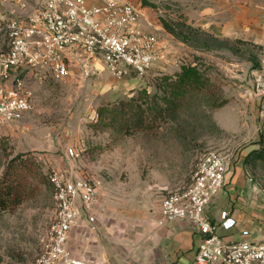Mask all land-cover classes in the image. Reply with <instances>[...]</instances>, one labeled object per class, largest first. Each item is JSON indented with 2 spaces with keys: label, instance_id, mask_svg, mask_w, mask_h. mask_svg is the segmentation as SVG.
I'll return each mask as SVG.
<instances>
[{
  "label": "rangeland",
  "instance_id": "obj_1",
  "mask_svg": "<svg viewBox=\"0 0 264 264\" xmlns=\"http://www.w3.org/2000/svg\"><path fill=\"white\" fill-rule=\"evenodd\" d=\"M129 1L153 25H162L152 30L167 45L168 63L145 77L117 79L102 70L32 84V109L0 126V180L17 157L28 192L22 203L0 211V264L33 262L41 255L40 239L55 213L52 168L89 176L96 185L98 200L90 213L95 221L86 215L73 228L70 244L99 263L96 249L109 257L141 245L148 218L160 217L163 197L190 183L208 150L230 156L218 199L231 189L233 205L255 200L257 223L263 225L264 0ZM164 20L179 33L168 31ZM191 64L208 84L179 97L174 109L161 113L157 129L126 133L120 121L113 122L122 101L134 96L145 102L146 89L150 96L164 94L167 83ZM159 105L168 106L162 99ZM69 147L79 156H70ZM220 209L216 203L209 214L218 217Z\"/></svg>",
  "mask_w": 264,
  "mask_h": 264
},
{
  "label": "built area",
  "instance_id": "obj_2",
  "mask_svg": "<svg viewBox=\"0 0 264 264\" xmlns=\"http://www.w3.org/2000/svg\"><path fill=\"white\" fill-rule=\"evenodd\" d=\"M146 14L128 0H39L25 16L0 13V126L33 107V83L48 78L63 80L102 70L117 79L145 77L159 64L168 63L167 45ZM70 156L79 152L69 147ZM230 156L219 150L200 155L190 183L168 191L160 213L164 222L187 220L201 233L192 264H264V232L248 228L242 237L229 239L219 229L237 225L231 212H221V221L207 209L226 185ZM55 213L40 239L41 255L18 264H100L76 254L70 238L74 227L89 215L98 200L92 178L70 169L52 168Z\"/></svg>",
  "mask_w": 264,
  "mask_h": 264
},
{
  "label": "crops",
  "instance_id": "obj_3",
  "mask_svg": "<svg viewBox=\"0 0 264 264\" xmlns=\"http://www.w3.org/2000/svg\"><path fill=\"white\" fill-rule=\"evenodd\" d=\"M38 2L39 0H35L34 3L30 0H0V13L6 16H25L33 11ZM87 2L88 4H100L103 0H87ZM146 17L151 18L147 14ZM154 26L156 30L158 27L163 29L162 25L155 22ZM224 192L227 194L226 198L218 199L217 196L207 209V215L212 220L220 222L221 212L229 210L233 212L231 215L236 218L237 225L230 230L220 228L219 231L229 239L241 238V230L244 228L260 236L264 232V222L263 225L257 223L260 211L255 208V200L249 202L238 200L233 205L228 200V194H232L233 190ZM216 203L221 206L218 217L209 214ZM201 238V233L190 221L178 219L164 222L160 214L158 218H148L145 236L141 238L143 241L138 248L126 249L123 254L111 251L108 253L109 257L101 253L99 249L95 252L100 257L99 260L102 262L100 264H192Z\"/></svg>",
  "mask_w": 264,
  "mask_h": 264
},
{
  "label": "trees",
  "instance_id": "obj_4",
  "mask_svg": "<svg viewBox=\"0 0 264 264\" xmlns=\"http://www.w3.org/2000/svg\"><path fill=\"white\" fill-rule=\"evenodd\" d=\"M146 4L150 3L144 0ZM152 4V3H150ZM154 5V4H153ZM164 26L168 31L178 34L175 26L169 22L163 21ZM169 77L163 78L166 82ZM208 84V79L197 66L189 65L183 67L182 72L178 77L165 86L164 94H153L150 96L148 89L141 92L145 94V102L137 101L136 97L129 98L128 101H122L118 111L112 116L122 125L126 133H134L136 131H152L160 125L161 113L175 108L174 104L179 97L185 95L191 88L202 90ZM151 98V99H150ZM164 100L167 103V108L159 105V100ZM146 105V106H143ZM149 114H145V113ZM103 111L101 110V114ZM151 113V114H150ZM259 153V152H258ZM23 161V160H22ZM23 165L19 158L14 157L10 160L6 167L5 173L0 180V211L9 210L16 207L27 196V190L23 187L21 178L24 176ZM23 175V176H22Z\"/></svg>",
  "mask_w": 264,
  "mask_h": 264
}]
</instances>
